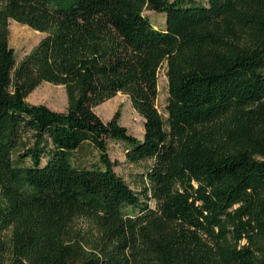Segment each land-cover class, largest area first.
<instances>
[{
  "label": "trees",
  "instance_id": "16d2710c",
  "mask_svg": "<svg viewBox=\"0 0 264 264\" xmlns=\"http://www.w3.org/2000/svg\"><path fill=\"white\" fill-rule=\"evenodd\" d=\"M9 19L45 34L18 63ZM118 92L140 139L94 111ZM0 264H264V0H0Z\"/></svg>",
  "mask_w": 264,
  "mask_h": 264
},
{
  "label": "rangeland",
  "instance_id": "374dc122",
  "mask_svg": "<svg viewBox=\"0 0 264 264\" xmlns=\"http://www.w3.org/2000/svg\"><path fill=\"white\" fill-rule=\"evenodd\" d=\"M143 13L150 18L153 25L163 27V24L165 23L164 12L145 9ZM8 31V44L14 50L16 63L29 53L45 36L44 33L33 30L32 28L17 23L12 19L8 20ZM26 100L32 104H44L55 111L62 112L65 111L67 107V98L64 87L62 85H54L45 81L41 82L31 93H29ZM165 104L166 77L165 69L162 67L159 70L158 96L156 101V106L162 115L166 114ZM116 110H119L120 112L119 124L125 126L130 134L139 139L142 138L143 118L133 109L127 95L118 92L114 97L94 108L96 114L104 122L111 120ZM107 153L111 160L117 162V165L114 167L115 172L124 178L131 188L139 191L141 187L140 176L147 169L151 161L143 160L139 163L128 162L124 155V145L113 141L108 142ZM78 154V161L83 165L90 166V164L97 162V150L89 144L84 145ZM148 203L150 206L154 207L153 200H149Z\"/></svg>",
  "mask_w": 264,
  "mask_h": 264
},
{
  "label": "bare ground",
  "instance_id": "6f19581e",
  "mask_svg": "<svg viewBox=\"0 0 264 264\" xmlns=\"http://www.w3.org/2000/svg\"><path fill=\"white\" fill-rule=\"evenodd\" d=\"M22 29V28H21ZM21 31V30H20Z\"/></svg>",
  "mask_w": 264,
  "mask_h": 264
}]
</instances>
